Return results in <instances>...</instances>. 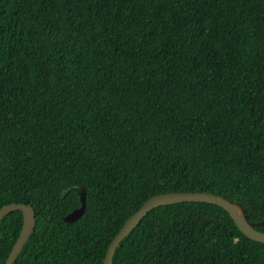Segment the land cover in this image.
Masks as SVG:
<instances>
[{
	"label": "trees",
	"instance_id": "trees-1",
	"mask_svg": "<svg viewBox=\"0 0 264 264\" xmlns=\"http://www.w3.org/2000/svg\"><path fill=\"white\" fill-rule=\"evenodd\" d=\"M191 192L264 221V0H0V210L37 220L15 264H103L148 200ZM22 227L0 222V264ZM113 264H264V244L183 203Z\"/></svg>",
	"mask_w": 264,
	"mask_h": 264
},
{
	"label": "water",
	"instance_id": "water-1",
	"mask_svg": "<svg viewBox=\"0 0 264 264\" xmlns=\"http://www.w3.org/2000/svg\"><path fill=\"white\" fill-rule=\"evenodd\" d=\"M73 189L78 191L80 195L81 207L65 217L64 222L66 224H72L79 220L84 215L86 210V191L81 187H74ZM67 192H69V190H67L64 194H67ZM183 203H204L221 208L231 217L245 237L252 241L264 244V233L256 229L257 227L264 226V221L260 223L250 222L246 215V208L240 203L229 200L223 196L206 192L167 193L155 196L148 200L138 212L127 220L123 228L110 244L103 264H113L114 256L121 243L124 242L138 228L141 222L151 212L161 207ZM14 212L22 213L23 227L6 264H15L17 262L26 244L35 232L37 224L34 208L25 204H10L4 206L0 210V222Z\"/></svg>",
	"mask_w": 264,
	"mask_h": 264
}]
</instances>
